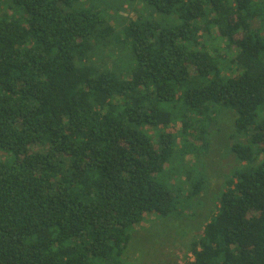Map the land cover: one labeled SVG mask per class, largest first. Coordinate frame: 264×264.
<instances>
[{"label":"trees","instance_id":"1","mask_svg":"<svg viewBox=\"0 0 264 264\" xmlns=\"http://www.w3.org/2000/svg\"><path fill=\"white\" fill-rule=\"evenodd\" d=\"M223 112L236 166L189 264H264V0H0V264H128L204 192L162 177Z\"/></svg>","mask_w":264,"mask_h":264},{"label":"rangeland","instance_id":"2","mask_svg":"<svg viewBox=\"0 0 264 264\" xmlns=\"http://www.w3.org/2000/svg\"><path fill=\"white\" fill-rule=\"evenodd\" d=\"M127 6L125 5V8H129ZM107 54L110 57L105 62L108 63L117 57L116 52L111 50L102 52L101 57L106 58ZM233 119L234 115L230 112H223L222 116L218 117V124L216 123L211 135L206 134L210 137L207 154L206 150L194 145L197 152L192 153L191 157L186 155L187 165L181 167L182 162L177 158L174 159L173 165L180 166L181 171L173 170L175 171L173 174H168V170L164 171L163 181L168 182L180 193L182 187L184 191L188 189V185L184 184L185 181L181 178V172L193 170L192 179H201L204 192L197 199L187 202V206L184 201L179 203V210L176 214L183 210L185 214L182 216L174 214L171 217L162 218L149 214L144 222L135 225L131 230V240L124 254V261L128 264H189L192 256L189 250L190 244L195 237L201 234L203 227L211 218L215 199L223 190L236 166L235 160L229 155V147H227L230 142L229 137L233 132ZM179 143H181L180 140ZM44 150L40 147L32 148L33 152ZM197 155H200L199 159H195ZM0 156L5 155L1 152ZM180 197L181 200L184 199Z\"/></svg>","mask_w":264,"mask_h":264},{"label":"built area","instance_id":"3","mask_svg":"<svg viewBox=\"0 0 264 264\" xmlns=\"http://www.w3.org/2000/svg\"><path fill=\"white\" fill-rule=\"evenodd\" d=\"M193 261V257L191 256V259L189 260V263Z\"/></svg>","mask_w":264,"mask_h":264}]
</instances>
